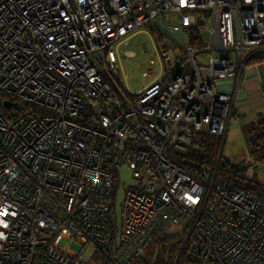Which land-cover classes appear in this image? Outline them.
<instances>
[{"label":"built area","instance_id":"built-area-1","mask_svg":"<svg viewBox=\"0 0 264 264\" xmlns=\"http://www.w3.org/2000/svg\"><path fill=\"white\" fill-rule=\"evenodd\" d=\"M74 2L0 0V264H77L62 239L126 264L154 237L163 264H264V192L185 155L236 118L219 82L264 59V0ZM141 32L158 72L133 91L119 46Z\"/></svg>","mask_w":264,"mask_h":264},{"label":"rangeland","instance_id":"rangeland-1","mask_svg":"<svg viewBox=\"0 0 264 264\" xmlns=\"http://www.w3.org/2000/svg\"><path fill=\"white\" fill-rule=\"evenodd\" d=\"M210 19L205 20V25L210 26ZM120 56L118 60L119 68L122 70L123 74L120 73L122 77L123 84L126 88L133 91H138L142 89L146 84H148L157 74V61L156 55L154 53L153 45L149 36L141 32L136 34L126 42H123L120 46ZM132 51L133 53L127 54L126 51ZM150 61H154V64H149ZM149 67H153L154 70L148 75H143V72L148 70ZM236 118L231 120L224 140L219 144L218 151L220 152L221 162H229L232 165L237 166V169L241 171L242 176L246 179L240 180L241 184H253L264 186V163L257 162L251 159L243 130L246 127H241L238 125L239 116L235 113ZM118 178L115 180V189L113 196V205L111 215L114 218V223L116 226V232L118 234L120 223H121V206L124 199V194L126 192L125 186L133 184L136 179L133 177L131 170L122 165L118 169ZM230 179L231 174L225 173ZM255 190L261 192L258 187ZM157 236V234L155 235ZM170 238H173L170 236ZM153 240L146 246L151 254L149 255L153 263H158L159 261V249L160 245ZM155 242V244H154ZM59 245L67 251H74L77 254V264H92L90 263L91 257L97 251L92 243H88L82 246L74 241L69 245L66 239H62ZM168 242H163L161 244L162 250L167 247ZM161 262L160 264H163Z\"/></svg>","mask_w":264,"mask_h":264},{"label":"trees","instance_id":"trees-1","mask_svg":"<svg viewBox=\"0 0 264 264\" xmlns=\"http://www.w3.org/2000/svg\"><path fill=\"white\" fill-rule=\"evenodd\" d=\"M246 127V126H245ZM243 134L245 137L246 145L250 154L251 159L257 162L264 163V118L259 120L254 125H248L245 130H243ZM220 144V138L216 135L211 134H202L200 133L196 139L193 140V145L187 150L185 155L193 160L197 161L200 164L207 165L212 167L215 164L218 147ZM219 176H223L226 178L227 183L230 187L236 186H244L249 189H255L258 187L261 192H264V186L261 185H253V184H241L240 180L246 179L242 176L240 170L237 169V166L230 164L229 162H221L219 161L218 165ZM225 173L231 174L233 179H230ZM159 239H163L164 236L160 234L158 236ZM113 235V240H114ZM161 241V240H160ZM156 240L160 245L159 253V261L158 263H153L150 259L149 255L151 251L145 247L142 254H138L133 257L126 264H160L163 262V250L161 247L162 242ZM155 244V242H154ZM96 248L95 254L91 257L90 263L92 264H113L112 254L114 250L112 247L108 249H100Z\"/></svg>","mask_w":264,"mask_h":264},{"label":"crops","instance_id":"crops-1","mask_svg":"<svg viewBox=\"0 0 264 264\" xmlns=\"http://www.w3.org/2000/svg\"><path fill=\"white\" fill-rule=\"evenodd\" d=\"M219 86L226 93L235 95L234 112L239 116L240 128L264 118V59L254 60L246 66L235 92L234 79L222 80Z\"/></svg>","mask_w":264,"mask_h":264},{"label":"water","instance_id":"water-1","mask_svg":"<svg viewBox=\"0 0 264 264\" xmlns=\"http://www.w3.org/2000/svg\"><path fill=\"white\" fill-rule=\"evenodd\" d=\"M106 1H107V3H108V0H106ZM69 2H70V4H71V7H72L73 9H75V2H74V0H69ZM108 6H109L110 10H112V9H111V6L109 5V3H108Z\"/></svg>","mask_w":264,"mask_h":264},{"label":"flooded vegetation","instance_id":"flooded-vegetation-1","mask_svg":"<svg viewBox=\"0 0 264 264\" xmlns=\"http://www.w3.org/2000/svg\"><path fill=\"white\" fill-rule=\"evenodd\" d=\"M211 135H213V134H211ZM225 135H226V134H225ZM224 137H225V136H224ZM196 138H197V137H196ZM196 138H195V139H196ZM223 140H224V138H223L222 140L220 139V143H221ZM192 145H193V144H192ZM219 147H220V145H219ZM186 152H187V151H186ZM218 158H220V152H219V151L217 152V157H216V159H218ZM191 159H192V158H191ZM218 161H219V160H218Z\"/></svg>","mask_w":264,"mask_h":264},{"label":"clouds","instance_id":"clouds-1","mask_svg":"<svg viewBox=\"0 0 264 264\" xmlns=\"http://www.w3.org/2000/svg\"><path fill=\"white\" fill-rule=\"evenodd\" d=\"M219 162V161H218Z\"/></svg>","mask_w":264,"mask_h":264}]
</instances>
